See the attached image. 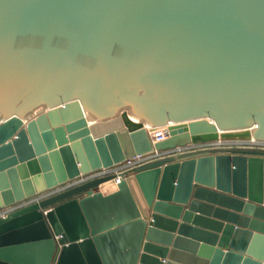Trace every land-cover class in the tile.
Segmentation results:
<instances>
[{"label":"water","instance_id":"1","mask_svg":"<svg viewBox=\"0 0 264 264\" xmlns=\"http://www.w3.org/2000/svg\"><path fill=\"white\" fill-rule=\"evenodd\" d=\"M250 136L264 0H0V209L154 152L0 214V264H264V148L168 150Z\"/></svg>","mask_w":264,"mask_h":264},{"label":"built area","instance_id":"2","mask_svg":"<svg viewBox=\"0 0 264 264\" xmlns=\"http://www.w3.org/2000/svg\"><path fill=\"white\" fill-rule=\"evenodd\" d=\"M169 134V127L168 124H161L150 130V135L152 141L162 139L166 137ZM221 144H241V145H254L258 146L260 148H264V141L259 140L252 137H226L221 138L217 137L214 139H206V140H198V141H189L183 145H178L177 147L170 148L168 150H180V149H192L196 147H203V146H212V145H221ZM154 154V152L149 153H138V154H132L121 161L114 163L112 165L107 166H100L93 168L87 172L81 173L80 175L68 179L66 181H63L57 185H54L52 187H48L38 193H35L33 195L28 196L26 199L15 202L13 204L7 205L6 207L0 209V214L4 215L6 212H8L11 209L16 208L17 206H20L24 203H29L31 201L38 200L42 197L48 196L52 193L58 192L60 190H63L77 182L86 180L88 178L106 174L108 172H119L120 170H123L127 167H130L136 163H139L149 157H151ZM117 178V177H116Z\"/></svg>","mask_w":264,"mask_h":264},{"label":"crops","instance_id":"3","mask_svg":"<svg viewBox=\"0 0 264 264\" xmlns=\"http://www.w3.org/2000/svg\"><path fill=\"white\" fill-rule=\"evenodd\" d=\"M113 125L112 123H103L102 125H100V127H96V129L94 130L95 133H99L101 132L102 130H104L105 128H107L108 126H111ZM115 125V124H114ZM131 144L129 145L128 143V150L131 151ZM11 204V203H9Z\"/></svg>","mask_w":264,"mask_h":264},{"label":"rangeland","instance_id":"4","mask_svg":"<svg viewBox=\"0 0 264 264\" xmlns=\"http://www.w3.org/2000/svg\"><path fill=\"white\" fill-rule=\"evenodd\" d=\"M42 108H43V106L40 107V109H42ZM38 109H39V108H38ZM38 109H37V110H38ZM29 113L32 114L33 112L30 111Z\"/></svg>","mask_w":264,"mask_h":264},{"label":"bare ground","instance_id":"5","mask_svg":"<svg viewBox=\"0 0 264 264\" xmlns=\"http://www.w3.org/2000/svg\"><path fill=\"white\" fill-rule=\"evenodd\" d=\"M164 124H169V121H168V123H164ZM154 128H155V127H154ZM250 137L255 138L254 136H250Z\"/></svg>","mask_w":264,"mask_h":264}]
</instances>
